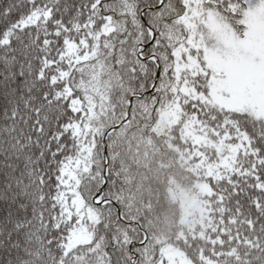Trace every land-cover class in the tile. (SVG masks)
I'll use <instances>...</instances> for the list:
<instances>
[{
    "label": "snow or ice",
    "instance_id": "snow-or-ice-1",
    "mask_svg": "<svg viewBox=\"0 0 264 264\" xmlns=\"http://www.w3.org/2000/svg\"><path fill=\"white\" fill-rule=\"evenodd\" d=\"M0 264H264V0H0Z\"/></svg>",
    "mask_w": 264,
    "mask_h": 264
}]
</instances>
